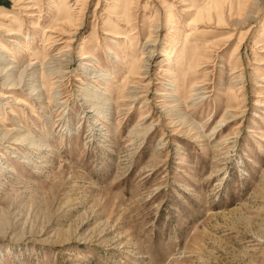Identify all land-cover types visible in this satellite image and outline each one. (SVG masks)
<instances>
[{
	"label": "rangeland",
	"instance_id": "rangeland-1",
	"mask_svg": "<svg viewBox=\"0 0 264 264\" xmlns=\"http://www.w3.org/2000/svg\"><path fill=\"white\" fill-rule=\"evenodd\" d=\"M30 4L0 0V264H264V0Z\"/></svg>",
	"mask_w": 264,
	"mask_h": 264
},
{
	"label": "bare ground",
	"instance_id": "bare-ground-1",
	"mask_svg": "<svg viewBox=\"0 0 264 264\" xmlns=\"http://www.w3.org/2000/svg\"><path fill=\"white\" fill-rule=\"evenodd\" d=\"M23 1L24 0H16L17 5H18V8L21 11L22 10L25 11V13L22 14V15L27 16V17L34 16L35 14L32 12L33 11L32 9H35V6H33V4H30L32 2V0L26 1L27 3H25V4H23ZM124 9H127V6ZM69 10H70V7L68 5L67 6L66 5H63V7H61L59 9V12L60 13L63 12V13H66L67 14L69 12ZM0 19L5 20V21L6 20H10L11 22L12 21H15L16 24L18 23V18L15 16V14L14 13H11V12H8V11H3V10L0 11ZM61 20H62V22L68 23L71 26L72 25H75V24L72 23V18L68 14L65 17H63V19H61ZM173 24H174V14H173L172 10L169 9V16H168V19L165 22L164 26L167 27V28L168 27L170 28V27H172ZM0 31L3 32L4 36L5 35L10 36V35H13V34H17L19 32V30L17 28H13V27L11 28V27H9L6 24L1 23V22H0ZM0 49H2L3 52L6 51V49H4V48H1L0 47ZM5 58L6 57L4 55H0V65H1V63H4ZM81 58L84 59V58H86V56L85 55H81ZM168 58L171 59V55H168ZM10 69H12V66H9L7 68L6 67L4 68V66L3 67H0V86L3 87V88H5V89H7V90L8 89H13V88L19 86L21 84V81H22L21 78H15L16 76H14L13 71H10ZM18 77H23V76H18ZM194 87L196 88L197 86H194ZM7 92L9 94L8 93H4V92L3 93L0 92V98H5V99L6 98L7 99L9 98L8 101H10L11 103H13L15 105L21 104V101L22 100L20 99L19 96H15V95L11 94L10 91H7ZM189 96H191V95H189ZM6 103H8V102H6ZM10 110L12 111L11 113L14 114V111L12 109H10ZM225 120L226 119H222L220 121V124L223 123ZM8 131H12V130H8ZM14 139H16V138H14Z\"/></svg>",
	"mask_w": 264,
	"mask_h": 264
}]
</instances>
